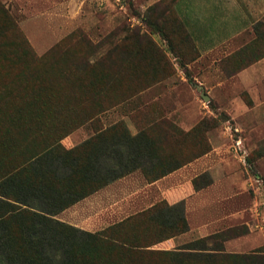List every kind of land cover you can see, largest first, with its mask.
<instances>
[{"label":"trees","instance_id":"1","mask_svg":"<svg viewBox=\"0 0 264 264\" xmlns=\"http://www.w3.org/2000/svg\"><path fill=\"white\" fill-rule=\"evenodd\" d=\"M175 1L148 7L141 18L148 33L137 27L127 30L93 62L117 30L97 43L73 31L37 57L44 63L40 73L53 77L49 82L54 84L46 86L48 97L39 95L36 102L16 106L0 101V264H142L144 255L160 257L165 264H264V245L247 254L224 251L223 242L244 234L243 226L181 249L156 250L188 231L183 201L173 206L161 201L95 233L54 219L133 171L140 170L150 183L207 154L211 146L206 132L229 120L224 113L204 117L184 131L166 118H152L135 135L123 121L95 126L101 115L174 76L171 57L189 76L185 64L196 59L197 52L170 10ZM8 13L0 1V60L16 50V41L5 37L7 26L14 30ZM254 32L251 43L220 62L227 75L264 56V21L255 24ZM153 35L160 37L163 47ZM83 43L87 53L79 49ZM244 98L252 106L249 97ZM87 123L95 126L93 135L66 148L62 141ZM209 183L206 174L193 181L195 189ZM262 186L264 190V182Z\"/></svg>","mask_w":264,"mask_h":264},{"label":"crops","instance_id":"2","mask_svg":"<svg viewBox=\"0 0 264 264\" xmlns=\"http://www.w3.org/2000/svg\"><path fill=\"white\" fill-rule=\"evenodd\" d=\"M92 1L102 7L98 8L99 10L105 12V21L94 18L92 14L89 18L92 27L99 33L101 27L104 28L103 31L106 30L105 34H100L101 37L117 27L118 10L121 16H126V22L121 29L122 38L127 30L135 27L140 28L143 33H148L141 18L148 7L161 0H152L146 4L138 0ZM62 2L63 4H60L66 6L65 11L67 6L72 4L75 18L81 20L84 3L82 0H64ZM242 5L247 8L246 11L242 10ZM170 10L174 11L183 23L197 52L196 59L185 64L192 82H187L186 75L179 63L175 58H170L167 53L176 74L141 91L138 95L150 91L170 92V87L174 86L173 78L181 81V84L185 83L184 87L187 91L180 98L178 96L170 98L168 107L176 110L177 113L185 109L199 111V114L194 113L192 118L186 119L180 118L178 114V120L172 121L182 130L188 131L192 128L189 126L197 123L199 115L202 116L205 109L201 106L196 95L197 91L219 90L227 95L223 104L218 105L230 117L226 122L232 121L236 130L248 133L250 140L264 141V56L232 75H227L220 66L222 60L247 46L256 37L254 26L264 17V0H177L170 6ZM133 11L138 14L133 15ZM84 29L88 30V28ZM99 33L95 35V38L93 37L95 42L101 40ZM152 39L163 47L164 43L158 35H153ZM230 92L247 93L252 106L249 107L239 96L231 99L228 95ZM138 95L117 107L133 101ZM203 99L205 100L206 97ZM157 101L162 102L163 100L157 98ZM117 107L106 113L116 110ZM174 116L175 114L171 118L174 119ZM120 121L125 123L132 135L137 133L135 127L131 125L129 116L121 117ZM117 122L119 120L113 124ZM223 133L222 130L218 132L214 141L216 144L210 141L212 146L207 154L174 172L149 183L140 170L133 171L57 213L54 219L81 230L90 231L110 214L108 207L113 204L108 203L109 193L122 188L121 200L123 198L125 202L121 201L123 202L121 205L128 206L133 201H140L144 208L138 212L161 201H165L169 206L183 201L188 231L163 243V245L171 247L172 250L177 248L179 240H187L188 242L185 244H188L231 228L243 226L246 227L244 234L223 242L224 251L231 254L252 252L255 248L257 249L260 242L264 241V234L263 240H260L255 237L254 233L256 229L254 224L260 217H264V214L261 213V203L258 202L257 194L252 190L256 184H248L249 179L245 177L240 167V163H244L242 158L231 152L229 145L221 143L228 141L226 134ZM70 137H67L66 140ZM260 153V160H264V151ZM244 169L247 170V167ZM205 174L210 179V183L195 189L194 179Z\"/></svg>","mask_w":264,"mask_h":264},{"label":"rangeland","instance_id":"3","mask_svg":"<svg viewBox=\"0 0 264 264\" xmlns=\"http://www.w3.org/2000/svg\"><path fill=\"white\" fill-rule=\"evenodd\" d=\"M0 1L8 10V14L11 17L14 26V30L7 26L8 32H6L5 37L12 43L16 41V46L13 48L16 50L14 51L13 55L12 53H9L5 55V57L7 58L0 60V101H5L7 103L9 102L13 106H16L15 104L17 102L27 101L25 104L36 102L35 99H38L36 97L39 95H46V97L50 95L49 93H47L49 89L46 86L54 84L49 82L50 80H53V77H51L52 75L46 76L44 72L42 74L40 73L39 70L43 68L44 63L42 60H37V57L46 55L49 50H52L51 48L55 47V45L59 41L64 39L75 30L83 32L87 36V38L94 40V38L96 37L95 35H97L99 31L95 30L92 27V22L89 20L90 14H92L94 18H99L102 21H105L106 19L104 17L105 12L98 9L102 7L97 5V3L92 0H82L84 3L82 6L83 12L81 15V20L75 18L72 4L70 6L68 5L69 7L67 6L66 11L64 10V8L66 7L62 5V1L64 0ZM138 1L144 2V4H146L147 2L152 0ZM241 8L243 11H246L247 9L244 5H242ZM118 12V15H116V22L118 24L117 27L113 29L117 30L116 32H118L116 34V38L112 42L104 44L99 49L95 57H93L92 62L95 61L98 56L105 53L109 48H111L114 43L118 42L121 39V29L124 26L123 24H125L126 22V16H121L119 10ZM132 14L137 15L138 13L136 11H133ZM261 21H264V17L261 18ZM0 23L4 24L2 20L0 21ZM84 28H88V30ZM103 30L104 28L101 27L99 35L105 34L106 30ZM101 35V39L106 36L104 35L101 37ZM23 40H25L28 44H23ZM95 41L96 40H94L93 42ZM99 41L100 39L97 42ZM22 45L25 46V48L22 47ZM64 45L65 44H63L62 46ZM79 49L87 53L84 43L79 46ZM186 78L188 80V83L192 82L190 75H186ZM172 84L174 86L170 87V92H143L142 94L138 95L133 101L117 107L116 110H112L109 113L101 115L99 120L100 123H96L95 126L106 127L118 120L120 121L121 117L123 116H129L132 123L131 125L135 127L134 129H136V131H138L141 128L145 127L148 121L152 118L158 119L162 117L168 120L170 119L169 121L172 122L175 119L178 120V114L180 118L184 117L185 119L192 118L194 113H196V115L199 114V111L192 109L181 110V112L177 113L176 110L168 107L170 98H173L174 96H178V98H180V96L187 91V89L184 87L185 83L181 84V81L176 78L172 79ZM22 86H28L30 89L23 90L21 89ZM40 87L41 90L39 91ZM196 95L200 100L201 106L205 108L203 110V115H199V120L197 121V123L204 117L214 118L221 113L227 115L224 109H220L218 107V105L223 104V101L226 99V93L220 92L219 90L212 92H210L209 90H204L203 92L197 91ZM228 95L231 99L239 96L243 101L245 99L244 96H248L247 93L239 92H237L236 94L230 92V94ZM203 97H208V101L204 100ZM157 98L163 101L159 102L157 101ZM209 101L210 104H208ZM174 114L175 116L173 119L171 118V116H173ZM197 123L192 124L189 127L191 128ZM94 127L90 123H87L83 127L74 131L71 135H69L71 136L70 139L68 138V140H66L65 138L62 141V144L66 148H71L78 145L79 143L93 135L95 131ZM131 130L134 131L133 128ZM221 130L222 132H224L223 134H226V138L228 139V141H222L221 143H226L227 145H229L230 151L236 154L239 158H242V161H244V163H240V167L243 170L245 177L249 179L248 184H256V187L254 186L255 188L251 189L256 192L257 198L259 200L258 202L261 203V213L264 214V190L262 186L264 182V160H260L259 158L261 154L260 152L264 151V141L257 142L254 140H250L248 133L245 134L241 131L236 130V126L234 125V123L232 121H228L223 122L219 126L212 128L208 132H206V138L210 146H212V143L216 144V142H214L216 140L215 138L218 132ZM237 139L241 142L240 149H236L235 146V141ZM210 141H212V143H210ZM256 145L257 147H255ZM246 158H250L249 162L245 161ZM244 167H247V170L244 169ZM200 182H203V180H200ZM121 191L122 188H118L117 190L109 193L108 196L110 199L108 203L113 204L112 206L109 205L108 207V212L111 215L109 214L108 217L103 218L104 221L102 223L98 224L94 229L91 227L92 230L88 232L95 233L102 231L108 226L120 222V220L127 217V215L134 214L144 208V205L140 201H133L129 203L128 206L121 205L123 204V202H125L123 198L121 200ZM113 212L115 213L113 214ZM263 218L264 217H260L258 219V222L254 224V227L256 228L254 232L255 237L259 238L260 240H263L264 234ZM183 240H179L178 244L176 245L177 248L181 249L186 245L185 242L188 241ZM263 245L264 241L260 242L257 248ZM155 249L172 250L171 247H167L166 245H157L155 246ZM141 262L142 264H150L151 262L156 264H165L166 261H163L160 257L144 255L141 258Z\"/></svg>","mask_w":264,"mask_h":264},{"label":"built area","instance_id":"4","mask_svg":"<svg viewBox=\"0 0 264 264\" xmlns=\"http://www.w3.org/2000/svg\"><path fill=\"white\" fill-rule=\"evenodd\" d=\"M240 145H241V142L237 139V140L235 141L236 149H240Z\"/></svg>","mask_w":264,"mask_h":264},{"label":"water","instance_id":"5","mask_svg":"<svg viewBox=\"0 0 264 264\" xmlns=\"http://www.w3.org/2000/svg\"><path fill=\"white\" fill-rule=\"evenodd\" d=\"M208 98L206 97V99L205 100H207Z\"/></svg>","mask_w":264,"mask_h":264}]
</instances>
